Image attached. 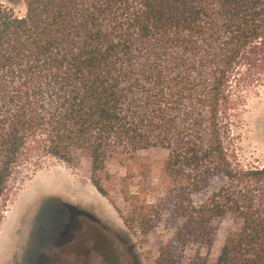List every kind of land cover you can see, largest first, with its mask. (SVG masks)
I'll use <instances>...</instances> for the list:
<instances>
[{
    "label": "trees",
    "instance_id": "trees-1",
    "mask_svg": "<svg viewBox=\"0 0 264 264\" xmlns=\"http://www.w3.org/2000/svg\"><path fill=\"white\" fill-rule=\"evenodd\" d=\"M25 3L23 16L0 3V212L29 165L73 167L79 154L97 177L112 158L159 148L179 186L174 240L210 251L233 215L216 264H264V167L234 166L221 117L241 63L264 56V0ZM218 176L229 184L194 204ZM117 212L129 231L143 222L136 208ZM173 254L153 264H179Z\"/></svg>",
    "mask_w": 264,
    "mask_h": 264
},
{
    "label": "rangeland",
    "instance_id": "rangeland-1",
    "mask_svg": "<svg viewBox=\"0 0 264 264\" xmlns=\"http://www.w3.org/2000/svg\"><path fill=\"white\" fill-rule=\"evenodd\" d=\"M0 3L18 16L26 14L25 0H0ZM240 66V73L230 84L233 106L228 114L221 113L231 130L230 137L225 138V147L234 166L263 168L264 56L244 60ZM167 158L168 152L159 148L119 155L110 159L106 172L97 177L91 172L89 158L79 154L73 167L54 158L43 160L36 168L25 167L14 179L9 201L0 212V264H153L167 246L179 264H216L227 237L239 228L240 222L233 215L222 219L210 251L198 250L195 246L183 248L178 244L174 240L172 213L179 186L166 174ZM54 176H62L86 189H93L94 178L106 195L98 199L110 216L106 226L109 231L97 221L104 215V209L90 201L87 194L82 193L80 198L69 193L60 197L36 193L19 210L15 231L9 239H4L7 213L27 199L34 181V186L42 184L45 192L55 191L49 185L50 177ZM227 180L224 176L210 180L200 193L190 195V200L196 205L204 203L227 186ZM134 208L142 214L143 222L129 231L117 210L128 215ZM149 226L154 228L144 234ZM101 230L109 240L107 259L106 250L99 254L95 249L94 237Z\"/></svg>",
    "mask_w": 264,
    "mask_h": 264
},
{
    "label": "crops",
    "instance_id": "crops-1",
    "mask_svg": "<svg viewBox=\"0 0 264 264\" xmlns=\"http://www.w3.org/2000/svg\"><path fill=\"white\" fill-rule=\"evenodd\" d=\"M50 178H52V179H50V181L52 180L53 181V179H57V182L58 183H60L59 185H58V187H56L55 186V182H56V180L54 181V185H52L51 187H55V191H53V192H45L46 191V189H45V187H43V189H41V190H38V189H34L33 191H34V193L36 194V193H50V194H55V195H58V197H60L61 195H65V194H67V193H69V194H75L76 195V193L73 191V189H78L79 190V188L80 187H77V186H75V185H73V183L70 181V180H66V179H64V178H62V176H59V177H56V176H54V177H50ZM70 182V183H69ZM62 186V187H61ZM32 187V186H31ZM69 187H72L73 189H69ZM93 189H90L92 192H94L95 193V197H94V200L92 201V202H95V204L96 205H98V207H100V208H103L104 209V211H105V206H104V204L102 203V202H100V200L98 199V196H101V197H104L102 194H100L98 191H97V189L95 188V187H92ZM81 189H86V188H82L81 187ZM94 190V191H93ZM39 191H41V192H39ZM44 191V192H43ZM35 194H33V195H35ZM78 196V195H77ZM34 197V196H33ZM32 197V198H33ZM32 198H30V199H28L27 201H24V203H23V205L22 206H20L19 207V209H18V213H19V210L22 208V207H24ZM18 205H19V203H18ZM17 205V206H18ZM16 206V207H17ZM15 207V208H16ZM109 214H108V212L107 211H105L104 212V215H101L102 217L101 218H99L100 220H98L100 223H102L103 225H105V226H107V225H109V219H110V216H108ZM17 231H18V229H17Z\"/></svg>",
    "mask_w": 264,
    "mask_h": 264
},
{
    "label": "bare ground",
    "instance_id": "bare-ground-1",
    "mask_svg": "<svg viewBox=\"0 0 264 264\" xmlns=\"http://www.w3.org/2000/svg\"><path fill=\"white\" fill-rule=\"evenodd\" d=\"M56 180V184H55V186L56 187H58V185L60 184V183H58L57 182V179H53V181L51 180V181H49V185L50 186H52V185H54V181ZM35 182L36 181H34L33 182V185H32V187L28 190L29 192L27 193L28 194V197H27V194H26V197H27V199H24L25 201H27L28 199H30V198H32L34 195L33 194H35L34 193V189L35 188H37L38 190H41V189H43V185L41 184V185H36V186H34V184H35ZM70 183V182H69ZM39 186V187H38ZM43 186V187H42ZM62 187V186H61ZM73 189L72 187H69V189ZM73 191L76 193V195H78V197H82V193H84V194H87L88 195V197H89V199H92V200H90V201H93L94 200V197H95V193L94 192H92L90 189H81V188H79V190L78 189H73ZM94 191V190H93ZM25 195V194H24ZM24 195H23V198H25L24 197ZM23 203H24V201L22 200L20 203H19V205L16 207V208H14V210L12 211V212H9V213H7L8 214V219H7V223H5L4 225V231H3V235H4V239H6L7 240V238L9 239L10 237L9 236H11V234L13 233V231H15V226H14V224H15V221H18V209H19V207L20 206H22L23 205Z\"/></svg>",
    "mask_w": 264,
    "mask_h": 264
},
{
    "label": "flooded vegetation",
    "instance_id": "flooded-vegetation-1",
    "mask_svg": "<svg viewBox=\"0 0 264 264\" xmlns=\"http://www.w3.org/2000/svg\"><path fill=\"white\" fill-rule=\"evenodd\" d=\"M98 223L102 225L101 227L103 229H105L106 231L108 230V228L105 225H103L99 221H98ZM94 238H95V249L97 250V252H99V254H101L103 251L106 250L105 251L106 252L105 253L106 254L105 257L107 259L108 256H109L108 254L110 253V250H109V247H108V245H109L108 244L109 243L108 238L105 237L104 234H102V230H101V233H99L98 236H95Z\"/></svg>",
    "mask_w": 264,
    "mask_h": 264
}]
</instances>
